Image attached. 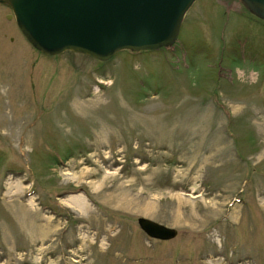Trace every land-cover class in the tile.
<instances>
[{
	"label": "rangeland",
	"instance_id": "374dc122",
	"mask_svg": "<svg viewBox=\"0 0 264 264\" xmlns=\"http://www.w3.org/2000/svg\"><path fill=\"white\" fill-rule=\"evenodd\" d=\"M9 14L0 264H264L263 21L195 0L170 48L99 61L39 53Z\"/></svg>",
	"mask_w": 264,
	"mask_h": 264
},
{
	"label": "water",
	"instance_id": "95a60500",
	"mask_svg": "<svg viewBox=\"0 0 264 264\" xmlns=\"http://www.w3.org/2000/svg\"><path fill=\"white\" fill-rule=\"evenodd\" d=\"M195 0H0L7 5L24 39L39 53L64 51L106 61L116 52L170 47L183 15ZM264 21V0H236ZM140 230L155 240L176 230L139 216Z\"/></svg>",
	"mask_w": 264,
	"mask_h": 264
},
{
	"label": "trees",
	"instance_id": "16d2710c",
	"mask_svg": "<svg viewBox=\"0 0 264 264\" xmlns=\"http://www.w3.org/2000/svg\"><path fill=\"white\" fill-rule=\"evenodd\" d=\"M244 10H245V9H244ZM253 17H254V16H253ZM254 18H256V17H254ZM256 19H258V18H256ZM261 21H262V20H261ZM263 22H264V21H263ZM164 48H166V49H167V48H170V47H164Z\"/></svg>",
	"mask_w": 264,
	"mask_h": 264
}]
</instances>
